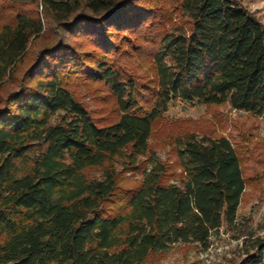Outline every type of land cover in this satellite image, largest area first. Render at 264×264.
I'll return each instance as SVG.
<instances>
[{
	"label": "trees",
	"instance_id": "trees-1",
	"mask_svg": "<svg viewBox=\"0 0 264 264\" xmlns=\"http://www.w3.org/2000/svg\"><path fill=\"white\" fill-rule=\"evenodd\" d=\"M5 3L12 20L0 23V264H143L176 244L208 248L212 232L235 220L245 190L233 145L176 137V176L148 141L175 105L226 103L264 115V24L237 0ZM162 3H174L187 29L159 30L169 14ZM131 37L139 40L133 53L151 61L150 82L114 59ZM41 39L51 42L35 49ZM70 77L108 88L117 118L93 117ZM116 166L141 179L121 186ZM244 254L234 264H264V237Z\"/></svg>",
	"mask_w": 264,
	"mask_h": 264
},
{
	"label": "rangeland",
	"instance_id": "rangeland-1",
	"mask_svg": "<svg viewBox=\"0 0 264 264\" xmlns=\"http://www.w3.org/2000/svg\"><path fill=\"white\" fill-rule=\"evenodd\" d=\"M257 21L264 24V0H237ZM5 0H0V23L10 22ZM163 4V3H162ZM161 4V6H162ZM5 5V6H4ZM172 4H163L169 12L160 21V31L175 27L187 29L186 19L180 12L172 10ZM4 7V8H3ZM22 9H31L21 7ZM40 9V8H38ZM134 37L121 39L120 55L114 56L122 71L133 76L137 81L150 82L154 79V70L149 58L133 53L132 47L137 43ZM51 40L41 39L36 48L45 46ZM70 42H73L72 40ZM126 50V51H125ZM112 59V58H111ZM67 86L75 98L81 101L93 117L109 123L117 118L115 100L108 88L97 82H86L80 78H67ZM149 139L150 150L174 175L181 171L177 167L174 155V139L186 132L205 135L212 138H227L238 154L240 168L246 185L237 209L235 220L230 224L222 223L219 230L213 231L209 246L204 249L194 244H176L164 253H156L143 264H234L251 250L256 238L264 237V115L254 116L242 111H234L228 104L220 106H183L168 108L163 118L153 125ZM121 186L131 187L139 182L140 175L120 171ZM85 173L96 178L99 169H89Z\"/></svg>",
	"mask_w": 264,
	"mask_h": 264
}]
</instances>
